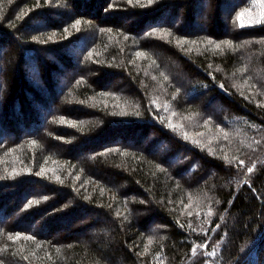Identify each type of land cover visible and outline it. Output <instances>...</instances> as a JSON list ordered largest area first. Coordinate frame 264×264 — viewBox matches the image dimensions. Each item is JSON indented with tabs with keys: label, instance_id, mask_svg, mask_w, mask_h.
Masks as SVG:
<instances>
[{
	"label": "trees",
	"instance_id": "1",
	"mask_svg": "<svg viewBox=\"0 0 264 264\" xmlns=\"http://www.w3.org/2000/svg\"><path fill=\"white\" fill-rule=\"evenodd\" d=\"M250 1L0 0V264L264 260Z\"/></svg>",
	"mask_w": 264,
	"mask_h": 264
},
{
	"label": "rangeland",
	"instance_id": "2",
	"mask_svg": "<svg viewBox=\"0 0 264 264\" xmlns=\"http://www.w3.org/2000/svg\"><path fill=\"white\" fill-rule=\"evenodd\" d=\"M230 1H233V0H230ZM61 9H64V7H62ZM67 10H68V7H67ZM204 10H205V12H207L209 10V8H204ZM241 12L245 13V15L242 18L238 19V22L240 24H242V25H246V24L247 25H251V24H255V23H259V22H264V17H262V15H261L262 13H264V0H251L249 2V6L243 8V10ZM201 17L202 16L200 14L197 15V19H201ZM257 21H259V22H257ZM200 30H201V32L202 31L206 32L207 31V27L201 26V27H199V31ZM71 52H72V54L75 52L74 53L75 55L79 54L77 50L76 51L72 50ZM162 57L164 58L165 55L163 54ZM164 59H166L165 63H166L167 66L173 67L171 59H168V58H164ZM168 64H170V65H168ZM5 65H6V62H0V66H5ZM76 66L77 67L74 70H69V69L65 70L63 72L65 75H63V74L59 75L58 74V76H60V80H61L60 84L58 85V88H59V90H61V92H62V90L63 91L65 90L64 82H66V80H68L67 77L69 75H71L72 73L78 72V70L81 68L82 65L77 64ZM0 69H2V67ZM177 73H178V76H179L180 79H183V80H186V81L189 80V78L186 75H183V73L181 71H177ZM114 85H119L118 87L123 88V89L125 88L124 84L122 83V81L120 79L118 81H116V83H114ZM220 108L221 109L219 110V109L213 108V106H209L208 110L212 111V109L213 110L216 109L219 112L218 114L221 117H227L228 115H230V114L227 115L225 113V108H224L223 105L220 104ZM0 120H1V114H0ZM0 131H3V130H1V126H0ZM121 142H123V141H120L119 139H117V141H116L117 144H121ZM126 143L130 147H138L139 146V147L143 148L146 145V142H133L132 140L131 141H127ZM152 153H156L158 156L162 157L163 153H164V150H162L161 147L158 146V148H155V149L152 150ZM178 161H180V160H178ZM173 162H175V160H170V163H173ZM95 172H97V171H95ZM97 174H101L102 177L105 176L103 173H97ZM202 177H203L202 179H204V178L206 179L208 176H207V174L204 173V175ZM95 233H96V231H92V232H89L88 234L89 235L91 234L92 237H96L97 234H95ZM78 237H81V235H78ZM253 260H254V258H253ZM263 261H260V262L256 261L255 264H262Z\"/></svg>",
	"mask_w": 264,
	"mask_h": 264
},
{
	"label": "snow or ice",
	"instance_id": "3",
	"mask_svg": "<svg viewBox=\"0 0 264 264\" xmlns=\"http://www.w3.org/2000/svg\"><path fill=\"white\" fill-rule=\"evenodd\" d=\"M149 3H151V0H149ZM244 15H245L244 12L239 13L238 19L242 18ZM261 15H262V17H264V13H262ZM257 22H259V21H257ZM77 23H79V22H77ZM241 26H243V25H241ZM217 47H219V45H217ZM249 171H251V169H249Z\"/></svg>",
	"mask_w": 264,
	"mask_h": 264
}]
</instances>
